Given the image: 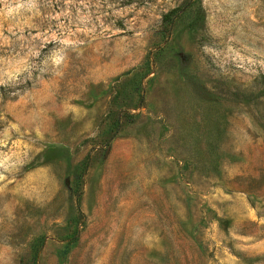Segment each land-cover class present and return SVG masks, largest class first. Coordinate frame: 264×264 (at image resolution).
Segmentation results:
<instances>
[{
	"label": "rangeland",
	"instance_id": "374dc122",
	"mask_svg": "<svg viewBox=\"0 0 264 264\" xmlns=\"http://www.w3.org/2000/svg\"><path fill=\"white\" fill-rule=\"evenodd\" d=\"M188 2L0 0V264H264V0Z\"/></svg>",
	"mask_w": 264,
	"mask_h": 264
},
{
	"label": "trees",
	"instance_id": "16d2710c",
	"mask_svg": "<svg viewBox=\"0 0 264 264\" xmlns=\"http://www.w3.org/2000/svg\"><path fill=\"white\" fill-rule=\"evenodd\" d=\"M184 15H188L189 18L194 15V17L199 18L202 16V8L200 6L199 0H189L188 4L186 6L181 7V8H176L171 11H169L167 14H165L162 17V23L167 25L168 28L170 27L171 24H174L178 21V19H181ZM196 15V16H195ZM164 31H167V28H165ZM125 83L122 84V86H119L117 94L113 98V103L112 107L114 109L116 108H131L134 107L132 103L131 97L128 95V93H125L126 88H125Z\"/></svg>",
	"mask_w": 264,
	"mask_h": 264
}]
</instances>
